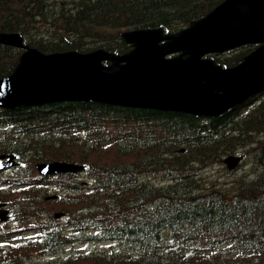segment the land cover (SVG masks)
<instances>
[{
  "label": "trees",
  "instance_id": "1",
  "mask_svg": "<svg viewBox=\"0 0 264 264\" xmlns=\"http://www.w3.org/2000/svg\"><path fill=\"white\" fill-rule=\"evenodd\" d=\"M220 1L0 0V31H18L44 52L102 46L122 53L129 45L120 30L159 25L174 31ZM252 48L217 60L235 64ZM19 53L0 44V77L11 72ZM256 97L215 117L89 101L0 109V152H14L27 164L4 176L20 188H0V196H14L19 219L30 221L39 214L31 202L45 196L43 185L57 184V211L66 215L57 220V236L46 230L38 245L0 249V264L58 252L95 223L98 237L117 246L57 264H264V90ZM235 150L249 162L251 179L221 185L202 176ZM53 159L83 163L84 180L79 174L37 176L33 164ZM23 178L39 185L14 180ZM43 201L46 211L56 209L55 201ZM48 218L46 227L54 225Z\"/></svg>",
  "mask_w": 264,
  "mask_h": 264
},
{
  "label": "water",
  "instance_id": "2",
  "mask_svg": "<svg viewBox=\"0 0 264 264\" xmlns=\"http://www.w3.org/2000/svg\"><path fill=\"white\" fill-rule=\"evenodd\" d=\"M120 36L131 46L122 54L105 48L45 53L18 32H0V43L22 49L11 73L0 77V107L81 100L217 116L264 87V0H223L176 32L143 27ZM248 43L259 45L234 66L205 56ZM6 156L0 168L13 164L12 153L0 159ZM239 159L228 155L224 162L233 168ZM36 168L50 174L83 166L54 160Z\"/></svg>",
  "mask_w": 264,
  "mask_h": 264
},
{
  "label": "rangeland",
  "instance_id": "3",
  "mask_svg": "<svg viewBox=\"0 0 264 264\" xmlns=\"http://www.w3.org/2000/svg\"><path fill=\"white\" fill-rule=\"evenodd\" d=\"M224 54H220L217 56V58H222ZM240 152V150H237ZM253 173L250 170V165L247 160H245L238 168L234 169L233 171H228L224 164L215 163L208 167H205L202 172V176L205 179L208 180H216L221 183V185H229L230 182H232L235 178L243 177L244 179H250L252 177ZM80 179H84V177H81ZM52 190V188H51ZM52 193V192H51ZM55 210V209H54ZM77 242V241H76ZM112 243L109 241H100L95 243H75L66 246L67 252H72L75 248L79 249L80 252H91V251H99V250H107L109 246ZM66 252L62 253V255H65ZM45 262L48 263H54L55 257L49 256V257H43L42 262L40 264H44ZM38 264V263H37Z\"/></svg>",
  "mask_w": 264,
  "mask_h": 264
},
{
  "label": "flooded vegetation",
  "instance_id": "4",
  "mask_svg": "<svg viewBox=\"0 0 264 264\" xmlns=\"http://www.w3.org/2000/svg\"><path fill=\"white\" fill-rule=\"evenodd\" d=\"M90 197H94V196H90ZM8 205V204H7ZM13 205H14V203H9V210L13 207ZM55 219H56V222H57V217H55ZM34 229H37V228H35V227H33ZM29 232H32V230H30ZM41 235V231H38V233L36 234V235H34V236H32V237H39ZM28 237H30V236H28Z\"/></svg>",
  "mask_w": 264,
  "mask_h": 264
},
{
  "label": "bare ground",
  "instance_id": "5",
  "mask_svg": "<svg viewBox=\"0 0 264 264\" xmlns=\"http://www.w3.org/2000/svg\"><path fill=\"white\" fill-rule=\"evenodd\" d=\"M223 0H221L219 3H217L215 6H213L210 10H208L207 12L211 11L212 9H214L216 6H218ZM206 12V13H207Z\"/></svg>",
  "mask_w": 264,
  "mask_h": 264
}]
</instances>
